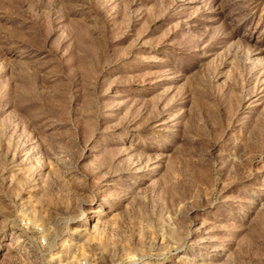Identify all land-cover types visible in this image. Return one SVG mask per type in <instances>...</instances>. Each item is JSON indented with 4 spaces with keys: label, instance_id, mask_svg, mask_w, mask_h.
<instances>
[{
    "label": "rangeland",
    "instance_id": "1",
    "mask_svg": "<svg viewBox=\"0 0 264 264\" xmlns=\"http://www.w3.org/2000/svg\"><path fill=\"white\" fill-rule=\"evenodd\" d=\"M264 264V0H0V264Z\"/></svg>",
    "mask_w": 264,
    "mask_h": 264
},
{
    "label": "built area",
    "instance_id": "2",
    "mask_svg": "<svg viewBox=\"0 0 264 264\" xmlns=\"http://www.w3.org/2000/svg\"><path fill=\"white\" fill-rule=\"evenodd\" d=\"M82 264H85V263H82Z\"/></svg>",
    "mask_w": 264,
    "mask_h": 264
}]
</instances>
